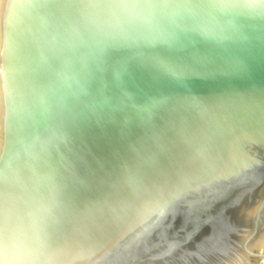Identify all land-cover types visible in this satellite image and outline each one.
Here are the masks:
<instances>
[{
	"label": "water",
	"instance_id": "water-1",
	"mask_svg": "<svg viewBox=\"0 0 264 264\" xmlns=\"http://www.w3.org/2000/svg\"><path fill=\"white\" fill-rule=\"evenodd\" d=\"M263 245L264 0H0V264Z\"/></svg>",
	"mask_w": 264,
	"mask_h": 264
},
{
	"label": "rangeland",
	"instance_id": "rangeland-1",
	"mask_svg": "<svg viewBox=\"0 0 264 264\" xmlns=\"http://www.w3.org/2000/svg\"><path fill=\"white\" fill-rule=\"evenodd\" d=\"M263 248H264V245L261 247V249L258 251V253H262V251H263ZM262 264V259L258 262V264Z\"/></svg>",
	"mask_w": 264,
	"mask_h": 264
},
{
	"label": "bare ground",
	"instance_id": "bare-ground-1",
	"mask_svg": "<svg viewBox=\"0 0 264 264\" xmlns=\"http://www.w3.org/2000/svg\"><path fill=\"white\" fill-rule=\"evenodd\" d=\"M262 264H264V259H262Z\"/></svg>",
	"mask_w": 264,
	"mask_h": 264
}]
</instances>
